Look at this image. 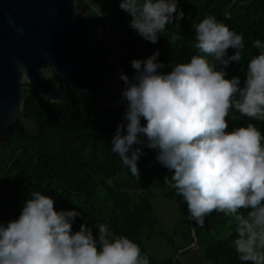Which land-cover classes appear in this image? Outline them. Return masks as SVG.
<instances>
[{"label": "clouds", "instance_id": "1", "mask_svg": "<svg viewBox=\"0 0 264 264\" xmlns=\"http://www.w3.org/2000/svg\"><path fill=\"white\" fill-rule=\"evenodd\" d=\"M178 4L120 0L119 7L131 16L130 28L155 44L167 25L180 32L184 12ZM193 28L200 54L190 62L159 72L164 64L157 50L145 60L131 61V78L119 73L127 123L118 124L111 150L137 180L143 155L139 146L155 150L156 162L172 172L189 220L203 227L212 212L232 216L239 260L264 264V135L253 123L227 130L233 109L264 121V42H253L259 54L248 60L243 81L239 76L226 79L224 69L242 59L243 36L212 15ZM179 38L172 35L171 43ZM240 209H248L247 214ZM80 215L56 211L52 198L32 192L17 219L0 222V264H150L135 242L103 223L94 224L95 236L83 223L73 233L72 224Z\"/></svg>", "mask_w": 264, "mask_h": 264}, {"label": "trees", "instance_id": "2", "mask_svg": "<svg viewBox=\"0 0 264 264\" xmlns=\"http://www.w3.org/2000/svg\"><path fill=\"white\" fill-rule=\"evenodd\" d=\"M96 1L76 0V3L82 10L93 12L92 4ZM119 3L120 0H99L98 12L94 13L100 16L111 42V58L130 78L135 72L131 61L145 60L157 50V59L164 64L158 71L165 74L175 64L190 62L191 56L200 54L195 48L193 25L208 15L244 38L242 59L224 69L226 79L239 76L243 81L248 60L259 54L253 42H264V0H179L178 9L184 12L179 21L180 32L167 25L155 44L130 28L132 18ZM172 35L180 38L171 43ZM234 51L229 49L228 54ZM59 79L61 83L57 86L65 93L61 101H48L28 83L24 86L29 89L23 87L25 116L37 125L38 133L28 135L16 122L10 127L11 140L0 144V222L6 224L17 219L23 202L31 198L32 192L40 191L54 200L56 211L81 213L72 224L73 233L83 223L92 228L95 236L98 229L94 224L103 223L113 233L135 242L150 264H185L175 262L173 257L159 260L145 246V238L166 239L163 233L156 232L162 222L153 204L154 197L162 196L172 200L178 209L174 234L181 245H173L174 254L186 253L195 244L213 264H250L241 262L235 252L232 216L212 212L203 227L189 220L187 205L171 180L172 172L156 162L155 150L140 146L143 155L138 161L139 180L112 152V137L118 124L127 123L124 103L106 107L98 103L95 95ZM248 123L255 124L264 135V121L249 119L234 109L229 113L227 130ZM247 211L239 210L244 215ZM166 240L172 242L170 238Z\"/></svg>", "mask_w": 264, "mask_h": 264}, {"label": "water", "instance_id": "3", "mask_svg": "<svg viewBox=\"0 0 264 264\" xmlns=\"http://www.w3.org/2000/svg\"><path fill=\"white\" fill-rule=\"evenodd\" d=\"M110 52L100 16L76 0H0V144L11 140L16 122L28 135L38 133L25 116L23 83L48 101L65 97L42 76L47 67L101 105L119 106L122 70Z\"/></svg>", "mask_w": 264, "mask_h": 264}, {"label": "rangeland", "instance_id": "4", "mask_svg": "<svg viewBox=\"0 0 264 264\" xmlns=\"http://www.w3.org/2000/svg\"><path fill=\"white\" fill-rule=\"evenodd\" d=\"M98 3L99 0L92 4L93 9H95L93 12H98ZM41 74L46 79L54 82L56 85L61 83L59 77L55 75L50 67L41 70ZM24 85L25 83L22 84V87L29 89L28 86ZM141 123L143 124L145 122L141 120ZM12 149L13 148H11V150ZM11 150H9L8 153H10ZM153 204L156 215L161 219L162 222V225L156 228V232L163 233V236L166 237V239H172V242L166 239L152 238L150 240L145 238V246L150 251V253L159 260H165L167 258L173 257L175 262L182 261L185 264H213L204 258L203 253L195 244L191 245L190 251L186 253L174 254L173 245L178 247L181 245L179 238L174 234L179 220L177 206L174 202H172V200H167L162 196L154 197Z\"/></svg>", "mask_w": 264, "mask_h": 264}, {"label": "built area", "instance_id": "5", "mask_svg": "<svg viewBox=\"0 0 264 264\" xmlns=\"http://www.w3.org/2000/svg\"><path fill=\"white\" fill-rule=\"evenodd\" d=\"M193 245V244H192Z\"/></svg>", "mask_w": 264, "mask_h": 264}]
</instances>
